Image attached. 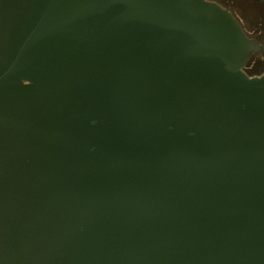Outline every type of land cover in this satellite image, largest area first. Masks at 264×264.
<instances>
[{
	"label": "water",
	"instance_id": "95a60500",
	"mask_svg": "<svg viewBox=\"0 0 264 264\" xmlns=\"http://www.w3.org/2000/svg\"><path fill=\"white\" fill-rule=\"evenodd\" d=\"M253 56L209 0H0V264H264Z\"/></svg>",
	"mask_w": 264,
	"mask_h": 264
},
{
	"label": "rangeland",
	"instance_id": "374dc122",
	"mask_svg": "<svg viewBox=\"0 0 264 264\" xmlns=\"http://www.w3.org/2000/svg\"><path fill=\"white\" fill-rule=\"evenodd\" d=\"M228 9L249 39L264 45V0H213ZM250 76L264 73V57L253 56L245 67Z\"/></svg>",
	"mask_w": 264,
	"mask_h": 264
},
{
	"label": "flooded vegetation",
	"instance_id": "af4514ba",
	"mask_svg": "<svg viewBox=\"0 0 264 264\" xmlns=\"http://www.w3.org/2000/svg\"><path fill=\"white\" fill-rule=\"evenodd\" d=\"M209 1H213V0H209ZM213 2H215V1H213ZM217 3V2H216ZM219 4V3H218Z\"/></svg>",
	"mask_w": 264,
	"mask_h": 264
},
{
	"label": "trees",
	"instance_id": "16d2710c",
	"mask_svg": "<svg viewBox=\"0 0 264 264\" xmlns=\"http://www.w3.org/2000/svg\"><path fill=\"white\" fill-rule=\"evenodd\" d=\"M228 10V9H227ZM234 16V15H233ZM235 17V16H234Z\"/></svg>",
	"mask_w": 264,
	"mask_h": 264
}]
</instances>
